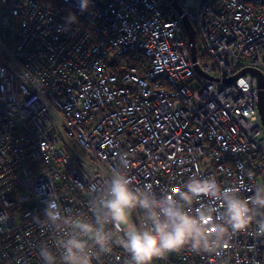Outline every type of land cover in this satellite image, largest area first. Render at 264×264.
Masks as SVG:
<instances>
[{
	"label": "built area",
	"instance_id": "built-area-1",
	"mask_svg": "<svg viewBox=\"0 0 264 264\" xmlns=\"http://www.w3.org/2000/svg\"><path fill=\"white\" fill-rule=\"evenodd\" d=\"M248 68L264 75V0H89L84 12L77 0H0V264H44L45 246L59 264L57 245L78 230L53 226L45 198L95 223L90 186L104 188L114 166L157 196L195 176L253 197L264 126ZM204 207L221 202L189 211ZM261 217L217 251L186 246L153 264H264ZM113 232L110 254L90 242L92 264H131Z\"/></svg>",
	"mask_w": 264,
	"mask_h": 264
},
{
	"label": "clouds",
	"instance_id": "clouds-1",
	"mask_svg": "<svg viewBox=\"0 0 264 264\" xmlns=\"http://www.w3.org/2000/svg\"><path fill=\"white\" fill-rule=\"evenodd\" d=\"M77 7L81 12L86 11L89 0H77ZM69 19L75 21L78 17L71 13ZM118 162L127 168V155L121 154ZM90 191L99 193L97 199L90 201L95 223L82 218L70 220L62 216L55 196L45 198L44 215L53 226L62 221L78 230L57 245L62 250L59 264H92L96 254L90 242L98 246L100 253L110 254L113 230L120 234L118 244L129 254L131 264H153L154 260L165 259L186 246L194 252H214L231 234L247 230L264 212V186H257L254 196L245 199L238 194V189L221 187L214 177L193 176L182 189L173 187L157 196L150 187H132L127 173L114 166L107 185L104 188L90 186ZM201 198L221 202V209L204 207L191 214L189 209ZM136 209L142 210L138 222L133 220ZM214 215L213 234L208 225ZM5 219L0 216V221ZM106 225H111V229H106ZM257 225V234L264 235V217ZM39 256L44 264H57V256L46 246L39 249Z\"/></svg>",
	"mask_w": 264,
	"mask_h": 264
},
{
	"label": "water",
	"instance_id": "water-1",
	"mask_svg": "<svg viewBox=\"0 0 264 264\" xmlns=\"http://www.w3.org/2000/svg\"><path fill=\"white\" fill-rule=\"evenodd\" d=\"M185 26H186V31H187L189 40L192 43V55H193V58L196 59L197 47H196L195 29H194L192 22L188 19H185ZM244 71H248V72L256 75L259 79L260 91H259L258 106H259V112L261 115L262 123L264 126V75H263L262 71H260L259 69H256V68H248V69H245ZM244 71H242V72H244Z\"/></svg>",
	"mask_w": 264,
	"mask_h": 264
}]
</instances>
